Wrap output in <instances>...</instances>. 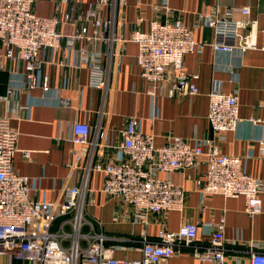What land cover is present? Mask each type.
<instances>
[{
	"label": "crops",
	"instance_id": "0c3cea01",
	"mask_svg": "<svg viewBox=\"0 0 264 264\" xmlns=\"http://www.w3.org/2000/svg\"><path fill=\"white\" fill-rule=\"evenodd\" d=\"M94 1L68 0L65 6H59L52 0H38L33 12L38 17H50L73 10L74 17L82 16ZM165 2L168 13L163 8ZM246 6L254 25L245 32L252 33L256 49L242 54L214 52L208 45L212 30L201 16H211L215 10L225 15L230 8ZM99 15L111 21V26L100 31L103 40L83 45L100 50L106 71L105 89L88 87L87 69L79 64L76 52L67 56L56 50L42 52L50 86L46 93L39 88H24L21 64L9 62L5 70H0V96L13 89L11 98L0 101V117L7 118L10 128L18 133L13 170L28 177L36 201L60 202L65 189L80 187L83 214L92 226H85L84 232L105 236L106 245L114 247L115 258L139 260L143 239L154 241L158 231H176L184 223L197 226L196 244H207L211 233L207 223L224 219V264H247L251 251L264 252V193L260 196L262 213L254 218L245 214L243 198H203L194 186L205 170L200 159L190 170L160 175L184 190L183 211L152 215L143 226L132 221L129 206L102 191L104 176L91 168L96 163L123 160L120 134L127 119L136 117L139 132L152 134L155 147L166 145L173 136L192 145L214 139L221 154L241 157L243 171L264 184V146L260 144L264 140V0H126L125 6L103 8ZM232 18L242 20L244 16L234 13ZM165 20L181 21L192 29L196 42L206 44L201 52L183 59L185 72L198 76L199 92L195 96L168 98L161 92L153 99L146 94V85L138 75L137 45L125 41L134 31H147L151 21ZM82 25L92 37L89 22H67L60 31L70 34ZM213 82L220 83L223 93L238 99L240 121L234 132L214 134L209 127L207 96ZM62 100H67L68 106L61 105ZM75 124L90 128L87 144L71 142ZM62 223V219L54 222L52 231L71 233L70 226ZM0 264L33 263L1 256ZM163 264L200 263L189 252H180Z\"/></svg>",
	"mask_w": 264,
	"mask_h": 264
},
{
	"label": "built area",
	"instance_id": "2783aa9c",
	"mask_svg": "<svg viewBox=\"0 0 264 264\" xmlns=\"http://www.w3.org/2000/svg\"><path fill=\"white\" fill-rule=\"evenodd\" d=\"M37 1L0 0V70H5L9 62L21 64L24 88H39L46 93L50 86L43 70L42 52L56 50L66 56L76 52L79 64L87 69L88 87L105 89L106 71L101 52L83 43L103 40L100 31L108 29L111 21L102 18L99 11L123 7L126 0H95L82 16L75 17L73 10L38 17L33 12ZM52 1L59 6L68 3V0ZM163 8L169 12L166 2ZM234 13L242 14L244 19H233ZM249 14L250 8L246 6L230 8L225 15H219L216 10L211 16L200 15L207 19L212 30L209 47L220 54L255 50L252 33L245 32L254 25L248 19ZM72 21L89 22L93 28L92 37L88 36L86 25L70 34L60 31L63 24ZM125 42L137 45L135 63L149 97L155 99L161 92L168 98L198 94V76L185 72L183 59L188 54L201 52L206 44L194 40L189 26L179 20L151 21L147 31H134ZM12 94L13 89L9 88L5 96H0V101L11 98ZM207 99L206 119L212 133L234 132L240 121L237 97L223 93L220 83L213 82ZM60 103L68 106L67 100ZM89 133L87 125L75 124L71 142L87 144ZM120 136L123 160L111 164L96 163L91 170L103 174L102 191L107 196L119 199L131 208L134 223L146 226L152 215L181 213L184 190L160 175L190 170L200 159H203L205 170L194 186L203 198L210 195L243 198L248 217L262 213L260 196L264 193V184L243 171L241 157L221 154L214 139H203L200 144L192 145L173 136L166 145L155 147L152 134L139 132L136 117L127 119ZM17 142L18 133L10 128L7 118L0 117V257L9 256L15 261L33 264H163L177 253L189 252L200 264H224L227 251L224 219L207 223L211 229L207 244H196L197 226L184 223L176 231H158L154 241L143 239L139 260L115 258L114 247L106 245L105 236L84 232L85 226H92L83 214L80 187L65 189L60 202L32 198L28 177L13 170ZM260 144L263 147L264 140ZM59 219L63 220L62 226H70L71 233L52 231L53 223ZM247 264H264V252L251 251Z\"/></svg>",
	"mask_w": 264,
	"mask_h": 264
}]
</instances>
